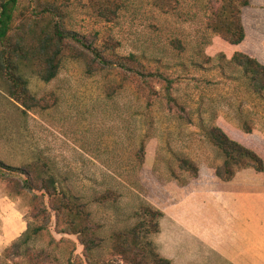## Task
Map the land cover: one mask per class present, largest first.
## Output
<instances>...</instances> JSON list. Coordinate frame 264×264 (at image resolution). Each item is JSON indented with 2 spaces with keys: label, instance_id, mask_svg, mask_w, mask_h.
I'll return each instance as SVG.
<instances>
[{
  "label": "rangeland",
  "instance_id": "1",
  "mask_svg": "<svg viewBox=\"0 0 264 264\" xmlns=\"http://www.w3.org/2000/svg\"><path fill=\"white\" fill-rule=\"evenodd\" d=\"M222 1L117 0L111 22L99 16L95 0L64 1L70 30L96 35L101 44L114 40L121 55L167 64L178 78L174 96L193 114V125L171 113L166 101L147 109L132 87L109 99L112 76H90L85 64L74 60L49 83L24 72L34 95L56 100L46 110L24 109L0 80V161L14 168L46 161L62 186L88 205L102 239L95 264H124L115 253L114 235L150 219L145 207L159 210L171 191L192 181L219 180L214 168L221 157L203 136L201 122L218 125L264 160V100L247 94L241 70L231 63L237 52H245L264 64V0H251L243 9L242 46L230 45L210 26ZM244 120L252 133L244 132ZM178 156L198 165L197 178L180 170ZM233 180L244 183V192L264 191V172L242 170ZM108 192L111 197L99 200ZM29 212V199L10 193L0 175V255L27 230ZM51 232L57 241H69L55 250L58 257L67 264L74 249L73 258L87 264L78 236L58 234L55 218ZM141 236L152 242L146 228Z\"/></svg>",
  "mask_w": 264,
  "mask_h": 264
},
{
  "label": "trees",
  "instance_id": "2",
  "mask_svg": "<svg viewBox=\"0 0 264 264\" xmlns=\"http://www.w3.org/2000/svg\"><path fill=\"white\" fill-rule=\"evenodd\" d=\"M65 0H0V80L7 94L26 110H46L54 104L50 98H38L30 91L24 72L29 71L44 82L58 77L68 60L85 64L90 76L110 74L114 83L107 87L109 99L132 87L145 101L147 109L157 102H164L171 113L193 125V114L174 96L178 82L168 72L169 66L157 58L145 55H121L114 40L99 43L96 35L81 34L67 27ZM162 3V0H158ZM251 0H223L214 14L210 26L232 46L241 45L246 39L243 9ZM162 5V4H160ZM96 11L108 22L117 15V0H95ZM178 42L176 41V44ZM231 63L241 70L244 88L251 97L264 100V64L248 53L237 52ZM244 132H253L244 120ZM200 128L207 141L217 149L221 163L215 167L216 177L232 181L242 170L264 172V160L255 151L231 139L216 124L201 122ZM140 154H144L142 146ZM180 170L192 177L199 176V167L190 157L178 156ZM0 175L8 184L10 193L30 201L27 230L0 255V264H11L17 259L21 264H66L55 250L69 241H57L51 232L53 218L58 234L78 236L84 247L87 264L94 263V254L101 247L102 239L92 221L88 205L70 188H64L46 161L29 162L21 168L6 166L0 161ZM108 192L99 200H107ZM142 223L114 235L115 253L124 264H171L162 258L153 242L142 235L160 232V210L145 207ZM46 242V246L38 243ZM69 250L67 264H83Z\"/></svg>",
  "mask_w": 264,
  "mask_h": 264
},
{
  "label": "crops",
  "instance_id": "3",
  "mask_svg": "<svg viewBox=\"0 0 264 264\" xmlns=\"http://www.w3.org/2000/svg\"><path fill=\"white\" fill-rule=\"evenodd\" d=\"M159 210L152 242L171 264H264V191L244 192L234 180L192 181Z\"/></svg>",
  "mask_w": 264,
  "mask_h": 264
}]
</instances>
